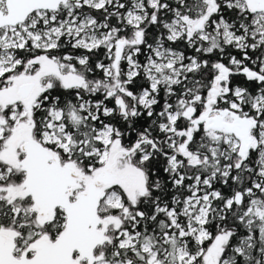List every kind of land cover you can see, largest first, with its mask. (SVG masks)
<instances>
[{
  "label": "snow or ice",
  "instance_id": "6c2138e0",
  "mask_svg": "<svg viewBox=\"0 0 264 264\" xmlns=\"http://www.w3.org/2000/svg\"><path fill=\"white\" fill-rule=\"evenodd\" d=\"M0 264H264V0H0Z\"/></svg>",
  "mask_w": 264,
  "mask_h": 264
}]
</instances>
